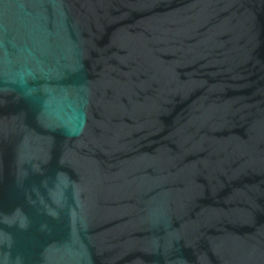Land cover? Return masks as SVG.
Instances as JSON below:
<instances>
[{"label":"water","instance_id":"1","mask_svg":"<svg viewBox=\"0 0 264 264\" xmlns=\"http://www.w3.org/2000/svg\"><path fill=\"white\" fill-rule=\"evenodd\" d=\"M0 264H264V0H0Z\"/></svg>","mask_w":264,"mask_h":264}]
</instances>
